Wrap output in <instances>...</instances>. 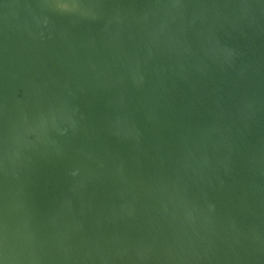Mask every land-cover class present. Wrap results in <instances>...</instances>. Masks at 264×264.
Returning <instances> with one entry per match:
<instances>
[{"label": "water", "instance_id": "water-1", "mask_svg": "<svg viewBox=\"0 0 264 264\" xmlns=\"http://www.w3.org/2000/svg\"><path fill=\"white\" fill-rule=\"evenodd\" d=\"M0 264H264V0H0Z\"/></svg>", "mask_w": 264, "mask_h": 264}]
</instances>
